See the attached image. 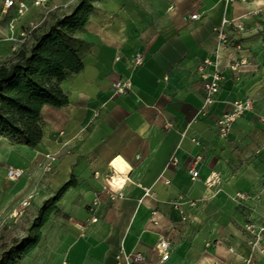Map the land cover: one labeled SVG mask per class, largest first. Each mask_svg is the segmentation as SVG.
<instances>
[{"label": "crops", "instance_id": "crops-1", "mask_svg": "<svg viewBox=\"0 0 264 264\" xmlns=\"http://www.w3.org/2000/svg\"><path fill=\"white\" fill-rule=\"evenodd\" d=\"M253 7L238 0H97L77 33L83 69L60 83L65 106L42 108L41 142L30 148L0 137L2 175L8 167L32 169L20 196L33 194L42 203L45 192L50 197L75 181L39 243L17 264H131L134 254L155 264L161 238L170 244L164 264H246L226 250L235 243L233 196L250 175L247 157L264 152V115L247 111L227 138L217 135V120L246 97L229 68L238 56L236 36L228 29L230 44L219 46L216 29L223 21L246 24ZM193 14L198 18L191 20ZM7 16L16 17V10ZM5 26L0 31L11 35ZM215 49L222 80L205 108L197 67L214 60ZM136 53L143 63L132 69ZM122 77L131 79V92L114 94L111 84ZM117 158L129 168L121 196L105 186ZM194 162L198 178L192 180Z\"/></svg>", "mask_w": 264, "mask_h": 264}, {"label": "rangeland", "instance_id": "rangeland-1", "mask_svg": "<svg viewBox=\"0 0 264 264\" xmlns=\"http://www.w3.org/2000/svg\"><path fill=\"white\" fill-rule=\"evenodd\" d=\"M37 1L15 0L16 6L13 8L16 12L20 3L26 4V10L23 15L18 16L17 14L14 17L16 22L13 30H10L9 26L13 16L6 18L10 10L7 14L1 13L0 26H8V28L5 27L11 31V35H5L0 31V65L15 60L20 51L28 53L35 39L47 31L48 27L57 19L69 15L79 2V0H44L36 5L35 2ZM238 1H252L254 7L250 9L247 15L251 18L249 17L250 19L246 24L241 23L243 19L233 21L236 24L241 23L244 27L243 31H235L233 26L229 28L236 36L234 40L236 44L233 47L234 54L238 55L230 58L229 68L233 72L234 78L239 80V85L246 97L245 100L251 103L252 108L248 111H255L264 115V0ZM96 2L97 0L92 2L94 10ZM30 9L32 11L28 13L27 17L26 12ZM21 25L24 27L18 34L15 31ZM21 32L24 34L22 35ZM77 33L74 34L76 38H78ZM11 37L21 42L15 43L10 40ZM230 42L231 37L228 36V44ZM240 54L243 55L239 57ZM8 141L13 145H21ZM260 151L249 153L247 170L248 175H250L242 179L241 189L233 196L239 215L230 239V241L234 240L235 243L232 242L233 248L229 247L226 250L240 255L246 264H250L252 261L264 264V152L261 153ZM9 168L6 169V172ZM31 170V168L23 169V175L19 179L11 181L7 179L6 175H2V168H0V252L27 234V229L35 217L38 207L42 204L38 200V196L33 197V194L20 196L17 193L19 188L22 186L25 188L31 181L33 174ZM24 181L28 182L25 183ZM45 197L46 199L49 197L46 192ZM24 201L27 202V206L22 208L21 203ZM8 205L11 210L7 213L4 211V207ZM209 246L212 247L211 244Z\"/></svg>", "mask_w": 264, "mask_h": 264}, {"label": "trees", "instance_id": "trees-1", "mask_svg": "<svg viewBox=\"0 0 264 264\" xmlns=\"http://www.w3.org/2000/svg\"><path fill=\"white\" fill-rule=\"evenodd\" d=\"M93 0H79L69 15L52 23L38 36L28 53L0 65V137L30 148L42 140L45 105L60 108L68 103L60 83L83 69L80 52L84 42L74 34L86 26L94 11ZM71 177L38 207L27 234L0 252V264H17L41 239V229L66 191L74 186Z\"/></svg>", "mask_w": 264, "mask_h": 264}, {"label": "built area", "instance_id": "built-area-1", "mask_svg": "<svg viewBox=\"0 0 264 264\" xmlns=\"http://www.w3.org/2000/svg\"><path fill=\"white\" fill-rule=\"evenodd\" d=\"M44 0H38L35 2V4H39L40 2H43ZM15 4V0H3L0 12L2 14H7V12L12 9ZM26 10V4L20 3L17 6V14L18 16H21L24 14V11ZM198 14L191 15V20H195L198 18ZM16 22V19H12L9 23L10 30L14 29V23ZM230 26H233L234 30L236 31H243L244 27L241 23H234L233 21H223L221 27L216 29V37L217 42L219 46L225 47L228 44V29L231 28ZM23 35L24 33L21 32ZM10 40H13L15 43H20V40L10 38ZM214 60L211 59H205L199 64L197 67V71L200 75V88L204 96V107L209 108L214 102H215V96L218 94L220 89V82L222 80V74L217 69V63H218V53L217 49H215V52L213 54ZM143 63V58L139 53H136L133 55L131 59L130 66L132 69H136L139 66H141ZM208 66L212 67L211 72H206V68ZM132 88V81L129 77H122L117 79L111 84V89L114 94L117 95H125L129 92H131ZM252 108L251 103L246 100H237L232 104V107L230 111L224 113L216 122V133L221 138H227L229 133L232 130V126L234 122L242 116L245 112L250 110ZM208 112L206 109L205 114ZM172 165L175 166L176 161L173 159L171 162ZM196 162L193 163V165L188 169V174L191 177L192 180H195L198 178V171L196 170ZM23 175V171L18 168H9L6 172V177L9 180H17ZM112 180V175H110L107 179H105V186L108 192H110L112 195H119L121 196V190L123 187L117 191H112L108 186L107 182L108 180ZM145 194L148 195V191L145 190ZM93 205H96V202H93ZM27 206V202L24 201L21 203V207ZM182 213V212H181ZM184 219V218H183ZM92 222L96 221V218L91 219ZM156 254L158 256V261L155 264H164L170 256V244L169 242L161 238L159 239L158 243L155 246ZM130 263L131 264H143L144 258L143 256L139 254H134L132 256H129Z\"/></svg>", "mask_w": 264, "mask_h": 264}, {"label": "bare ground", "instance_id": "bare-ground-1", "mask_svg": "<svg viewBox=\"0 0 264 264\" xmlns=\"http://www.w3.org/2000/svg\"><path fill=\"white\" fill-rule=\"evenodd\" d=\"M110 167L112 170V180L109 179L108 182L112 187L111 190L117 192L125 185L129 168L121 158L114 159Z\"/></svg>", "mask_w": 264, "mask_h": 264}]
</instances>
